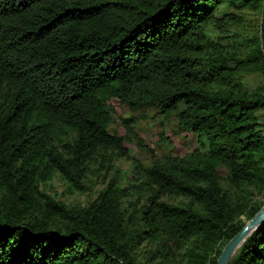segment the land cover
Wrapping results in <instances>:
<instances>
[{
	"label": "trees",
	"instance_id": "1",
	"mask_svg": "<svg viewBox=\"0 0 264 264\" xmlns=\"http://www.w3.org/2000/svg\"><path fill=\"white\" fill-rule=\"evenodd\" d=\"M246 9L264 17L263 0H0V264H142L144 244L162 249L151 263L217 264L264 206L250 192L264 193V95L243 79L264 71V18L260 35L232 34ZM115 98L175 114L198 148L147 167L146 199L127 204L114 180L70 208L41 185L84 190L127 154ZM229 264H264V224Z\"/></svg>",
	"mask_w": 264,
	"mask_h": 264
},
{
	"label": "rangeland",
	"instance_id": "2",
	"mask_svg": "<svg viewBox=\"0 0 264 264\" xmlns=\"http://www.w3.org/2000/svg\"><path fill=\"white\" fill-rule=\"evenodd\" d=\"M263 18L261 10H244L242 21L231 28L232 34L260 35ZM249 51L246 50V52ZM243 79L251 92L264 95V71L244 73ZM112 106L115 111L113 113L114 122L110 127V132L120 137H125L128 134L126 126L133 130L132 140L125 142L127 154L120 150L110 151L108 156L112 158L111 166L108 167L106 164L101 170L95 167L84 181V190L73 189L59 176H55L52 180L41 185L43 192L57 201L63 202L70 208L88 206L114 180L119 182L121 189L129 191V197L124 200L127 204L136 202L140 198L146 199L148 196L147 192L140 190L139 183L143 179L147 167L167 155L183 157L198 148L196 137L180 133L175 114L166 117L155 106H148L133 111L116 98L113 99ZM258 115L264 134V108L258 112ZM220 176L223 179V185L227 189L234 191L230 186L229 174L225 168L220 169ZM250 192L253 201L257 203L264 202V193L262 194L253 188L250 189ZM171 200L174 199L171 198ZM178 201L180 199H177ZM184 201L182 199V202ZM241 219L247 221L245 216H242ZM139 251V260L142 264H182V251L175 252L172 257L158 259L154 263H151V259L148 257L152 256L153 258L155 255H162V249L158 252L157 246L150 247L144 244Z\"/></svg>",
	"mask_w": 264,
	"mask_h": 264
},
{
	"label": "water",
	"instance_id": "3",
	"mask_svg": "<svg viewBox=\"0 0 264 264\" xmlns=\"http://www.w3.org/2000/svg\"><path fill=\"white\" fill-rule=\"evenodd\" d=\"M264 224V206L223 249L217 264H229L246 239Z\"/></svg>",
	"mask_w": 264,
	"mask_h": 264
}]
</instances>
